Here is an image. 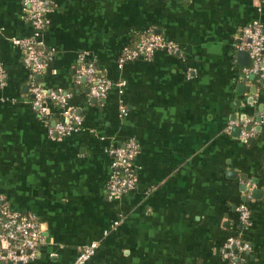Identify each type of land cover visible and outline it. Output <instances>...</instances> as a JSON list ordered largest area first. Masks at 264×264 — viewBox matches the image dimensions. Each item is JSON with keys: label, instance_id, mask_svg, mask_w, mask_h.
I'll list each match as a JSON object with an SVG mask.
<instances>
[{"label": "crops", "instance_id": "crops-1", "mask_svg": "<svg viewBox=\"0 0 264 264\" xmlns=\"http://www.w3.org/2000/svg\"><path fill=\"white\" fill-rule=\"evenodd\" d=\"M50 1L42 83L70 90L82 118L60 137L31 106L10 42L30 34L22 0H0V194L40 225L28 264H67L91 241L85 264H264V81L236 49L243 25L264 31V0ZM147 31L175 50L119 65ZM80 53L110 82L103 98L75 80ZM128 138L135 186L108 199L109 150ZM230 236L247 245L232 259L221 254Z\"/></svg>", "mask_w": 264, "mask_h": 264}, {"label": "built area", "instance_id": "built-area-1", "mask_svg": "<svg viewBox=\"0 0 264 264\" xmlns=\"http://www.w3.org/2000/svg\"><path fill=\"white\" fill-rule=\"evenodd\" d=\"M53 9L50 0H22V10L25 21L30 26V34L24 37H11L10 42L21 50V60L27 71V79H29L27 89L31 106L40 119L54 121L50 132L60 137L77 130L82 124L81 116L67 106V99L71 96V92L45 87L42 82H35L32 78L47 67L48 56L42 53L44 45L41 35L48 25L49 15ZM157 49L173 52L175 47L165 42L158 33L147 31L133 46L122 47L118 64L133 59H148ZM236 49L245 51L248 55L249 65L245 71L262 75L264 79V67L262 66L264 63V31L258 20H251L241 27ZM77 60L75 80L78 81L83 77L88 84L87 95L96 99L103 98L110 82L99 73L92 60L84 53H80ZM2 74L0 68V83ZM121 84L122 82H117V85ZM54 112H57L58 119H55ZM124 114L125 110L120 105L119 115ZM246 136L247 133L241 131V139H245ZM137 152L138 145L132 138H128L121 146L109 150L110 175L106 184L108 199L117 198L125 190L135 186L134 159ZM236 210L239 224L247 225L249 213L245 204H239ZM40 241V225L35 217L31 213L11 210L0 194V264H28L34 261L39 256ZM96 247L95 241L89 242L81 247L74 259L67 264H85L94 254ZM246 248V243L241 242L237 237L230 236L223 242L221 254L225 258L232 259L235 257L236 250L241 251Z\"/></svg>", "mask_w": 264, "mask_h": 264}, {"label": "trees", "instance_id": "trees-1", "mask_svg": "<svg viewBox=\"0 0 264 264\" xmlns=\"http://www.w3.org/2000/svg\"><path fill=\"white\" fill-rule=\"evenodd\" d=\"M142 36V35H141ZM138 41V40H137ZM136 42H134L132 45H128V46H133L134 44H135ZM42 53L44 54V55H46V50L43 48V50H42ZM47 62H49L48 60H47ZM45 71V70H44ZM43 71V72H44ZM43 72H41V73H39L38 75H36V76H32V78H33V80H35V82H38V83H40V82H42V75H43ZM74 78H75V73H74ZM27 80H29V79H27ZM84 82H85V84H86V86H87V88H88V84H87V82L84 80ZM65 92H71L70 90H68V89H63ZM54 115H55V119H58V115H57V112H54ZM46 125H49V121H46Z\"/></svg>", "mask_w": 264, "mask_h": 264}, {"label": "water", "instance_id": "water-1", "mask_svg": "<svg viewBox=\"0 0 264 264\" xmlns=\"http://www.w3.org/2000/svg\"><path fill=\"white\" fill-rule=\"evenodd\" d=\"M238 53H241V54H242V53H244V54H246V55H247V53H246V52H244V51H239ZM250 77H251V78H253V77H254V75H253V74H250ZM81 79H84V78L82 77ZM262 80L264 81V79H262ZM262 80H261V81H262ZM93 100H94V98H93ZM246 128H247V127H246Z\"/></svg>", "mask_w": 264, "mask_h": 264}]
</instances>
